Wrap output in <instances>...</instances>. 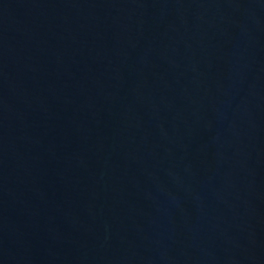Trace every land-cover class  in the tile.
<instances>
[{"label":"water","instance_id":"1","mask_svg":"<svg viewBox=\"0 0 264 264\" xmlns=\"http://www.w3.org/2000/svg\"><path fill=\"white\" fill-rule=\"evenodd\" d=\"M0 264H264V0H0Z\"/></svg>","mask_w":264,"mask_h":264}]
</instances>
